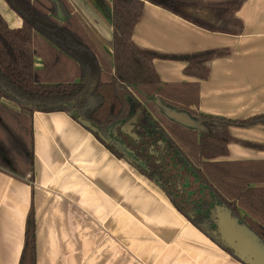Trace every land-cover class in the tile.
Masks as SVG:
<instances>
[{
    "label": "crops",
    "instance_id": "1",
    "mask_svg": "<svg viewBox=\"0 0 264 264\" xmlns=\"http://www.w3.org/2000/svg\"><path fill=\"white\" fill-rule=\"evenodd\" d=\"M68 1L75 13L79 8L91 17L98 33L111 25L97 0ZM99 1L112 11L106 3L112 0ZM0 13L11 29L22 27L4 0ZM237 17L244 23L241 35L212 33L146 2L133 41L163 55L228 51L209 64L203 81L185 74V62L154 64L164 84L199 82L193 109L200 114L248 120L264 115V0H248ZM35 66L43 67L40 58ZM229 131L235 142L227 160L264 162V124ZM31 142L33 177L0 166V264H20L32 211L37 264H243L68 113H34Z\"/></svg>",
    "mask_w": 264,
    "mask_h": 264
},
{
    "label": "trees",
    "instance_id": "2",
    "mask_svg": "<svg viewBox=\"0 0 264 264\" xmlns=\"http://www.w3.org/2000/svg\"><path fill=\"white\" fill-rule=\"evenodd\" d=\"M4 1L22 27L11 29L0 13V108L2 101L15 104L24 122L23 113L32 117L36 112H65L80 124L88 122L107 149L153 181L185 217L230 254L213 235L212 214L218 206L227 207L264 242V162L227 160L229 145L235 142L229 130L264 124V115L236 121L202 115L193 110L200 102L199 82L164 84L154 64L185 62V74L203 81L210 75L209 64L229 52L163 55L133 41L146 2L209 32L239 36L244 23L237 14L248 0H112V65L99 56L68 0ZM36 58L42 60L41 69L35 66ZM157 101L197 116L203 126L193 130L169 120L157 113ZM127 130L142 140L135 160L113 141L123 144ZM11 132L20 143L0 124V140L20 164L18 175L26 177V170L33 174L31 125L29 133ZM20 264H37L33 211Z\"/></svg>",
    "mask_w": 264,
    "mask_h": 264
},
{
    "label": "rangeland",
    "instance_id": "3",
    "mask_svg": "<svg viewBox=\"0 0 264 264\" xmlns=\"http://www.w3.org/2000/svg\"><path fill=\"white\" fill-rule=\"evenodd\" d=\"M104 1L106 2V0H104ZM90 3L88 2V4L91 6L92 4H90ZM106 3L109 4V6H111V9H112V5L108 2H106ZM75 8H76L75 6H72V9L74 12H75V10H77V8L76 9ZM78 11L79 12H77L76 15L79 17L80 22H81L82 26L84 27L87 35L92 40L93 44L96 45L99 56L102 57L103 60L107 64L112 65V63H113V57H112L113 55H112V49H111V42H112V37H113L112 25L106 24L105 31H103L102 33H98L97 30L94 28V26L89 22V19H91V17H85V15H83L81 13V10L79 8H78ZM12 15L14 18L17 19V16L15 14H12ZM97 19H99L101 22L103 21L104 23H107L105 18L98 16ZM92 20H94V18H92ZM156 108H157L158 114L164 115L166 117H167V115H166L167 110H172V111L175 110L179 113L188 114L189 118H191L192 120H195L198 123V129L197 130H199L203 126L201 121L199 120V118L197 116L191 115L190 113H188L184 110H180L176 106L164 104L162 102L157 101ZM21 113H22L21 109L18 106H16L15 104H13V103L9 104L5 101H2L1 108H0V124L13 136V138L15 136L11 132V129L17 133H21L24 130H25V133H29V129H30V125H31V116L28 113L27 114L23 113V115L27 117V120H25V122H24L23 119L18 117V115H20ZM168 119L171 120L170 118H168ZM171 121H173V120H171ZM193 130H196V129H193ZM106 134L108 135V137H110L112 135L111 130L106 129ZM24 137H25L24 142L29 145L30 138L27 135H25ZM14 139L18 143H20V141H18V139H16V137ZM113 141H114V144L116 146H118L119 148H121V149L124 148L123 144L119 140L114 139ZM16 160L17 159L15 158V155H14L12 149L8 145H5L4 143H2L0 140V166L6 167L7 169H11V170H14L17 173H19V171L21 170L20 164L17 163ZM26 172H27L26 176L31 178L32 171L26 170Z\"/></svg>",
    "mask_w": 264,
    "mask_h": 264
},
{
    "label": "water",
    "instance_id": "4",
    "mask_svg": "<svg viewBox=\"0 0 264 264\" xmlns=\"http://www.w3.org/2000/svg\"><path fill=\"white\" fill-rule=\"evenodd\" d=\"M55 1L56 0H52ZM97 5L106 14L111 22L112 11L107 9L102 2L96 1ZM59 19L63 20V15L58 7ZM166 115L174 122L189 129H198V123L189 118L188 114L167 110ZM81 125L89 129L92 133L98 134V130L88 122L82 121ZM99 136L103 139L102 134ZM216 231L213 235L226 248L233 252L235 258L243 264H264V242L245 224L233 216V213L225 206H218L213 211Z\"/></svg>",
    "mask_w": 264,
    "mask_h": 264
},
{
    "label": "flooded vegetation",
    "instance_id": "5",
    "mask_svg": "<svg viewBox=\"0 0 264 264\" xmlns=\"http://www.w3.org/2000/svg\"><path fill=\"white\" fill-rule=\"evenodd\" d=\"M126 134L127 135L125 136L123 142V146H124L123 149L124 151L126 150V152L135 160L137 157H135L136 153L134 151L138 149L142 140L139 137H137L134 130L132 131L127 130Z\"/></svg>",
    "mask_w": 264,
    "mask_h": 264
}]
</instances>
